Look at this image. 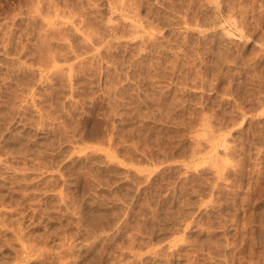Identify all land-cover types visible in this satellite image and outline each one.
<instances>
[{
	"label": "rangeland",
	"instance_id": "1",
	"mask_svg": "<svg viewBox=\"0 0 264 264\" xmlns=\"http://www.w3.org/2000/svg\"><path fill=\"white\" fill-rule=\"evenodd\" d=\"M0 264H264V0H0Z\"/></svg>",
	"mask_w": 264,
	"mask_h": 264
},
{
	"label": "bare ground",
	"instance_id": "2",
	"mask_svg": "<svg viewBox=\"0 0 264 264\" xmlns=\"http://www.w3.org/2000/svg\"><path fill=\"white\" fill-rule=\"evenodd\" d=\"M215 137H216V136H215ZM211 140H212V139H211ZM39 246H40V245H39ZM34 249H35V248H34ZM34 249H33V250H34ZM48 253H49V252H48Z\"/></svg>",
	"mask_w": 264,
	"mask_h": 264
}]
</instances>
